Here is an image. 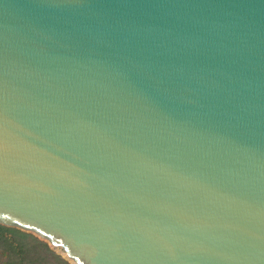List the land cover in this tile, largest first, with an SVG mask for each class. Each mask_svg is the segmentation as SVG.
I'll return each mask as SVG.
<instances>
[{
  "label": "water",
  "instance_id": "water-1",
  "mask_svg": "<svg viewBox=\"0 0 264 264\" xmlns=\"http://www.w3.org/2000/svg\"><path fill=\"white\" fill-rule=\"evenodd\" d=\"M0 225L68 264H264V0H0Z\"/></svg>",
  "mask_w": 264,
  "mask_h": 264
},
{
  "label": "rangeland",
  "instance_id": "rangeland-1",
  "mask_svg": "<svg viewBox=\"0 0 264 264\" xmlns=\"http://www.w3.org/2000/svg\"><path fill=\"white\" fill-rule=\"evenodd\" d=\"M29 234L0 229V264H63L55 249L41 246L38 238Z\"/></svg>",
  "mask_w": 264,
  "mask_h": 264
},
{
  "label": "trees",
  "instance_id": "trees-1",
  "mask_svg": "<svg viewBox=\"0 0 264 264\" xmlns=\"http://www.w3.org/2000/svg\"><path fill=\"white\" fill-rule=\"evenodd\" d=\"M0 229H6V230H10V231L18 232V233H20V234H22V235L29 234V233L21 232L19 229H15V228H11V227L7 228V227L0 226ZM29 235H31V234H29ZM31 236H33V235H31ZM36 238H37V237H36ZM38 241H39V243H41V246H43V247H45V248H48L47 244H46L44 241L40 240L39 238H38ZM56 257L58 258V256H56ZM59 260H60V259H59ZM60 261H61L63 264H66V263L64 262V260H60Z\"/></svg>",
  "mask_w": 264,
  "mask_h": 264
}]
</instances>
